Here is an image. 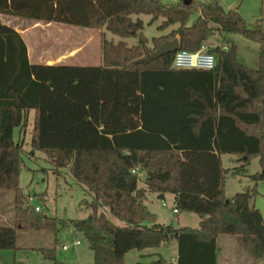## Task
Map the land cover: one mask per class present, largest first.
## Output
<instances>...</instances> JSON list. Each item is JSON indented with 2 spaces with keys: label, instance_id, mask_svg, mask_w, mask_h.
<instances>
[{
  "label": "trees",
  "instance_id": "obj_1",
  "mask_svg": "<svg viewBox=\"0 0 264 264\" xmlns=\"http://www.w3.org/2000/svg\"><path fill=\"white\" fill-rule=\"evenodd\" d=\"M1 14L105 29L119 39L102 37L100 67L31 64L21 34L0 19V189L14 191L16 210L15 225H0V250L17 248L18 230L56 236L68 226L87 239L94 264H125L130 251L172 242L178 246L175 264H217L222 236L235 237L255 261L264 260V216L253 204L264 180L261 26L248 27L238 9L217 0H0ZM142 14L163 18L159 30L178 26L150 40ZM235 34L260 45L258 69L239 61L228 38ZM213 36L220 43L208 50L217 59L212 70L176 69L175 53L138 62L175 38L179 50L195 52ZM130 38L138 43L128 45ZM31 110L32 148L46 154L57 172L69 169L92 195L82 201L90 219L65 222L25 204L24 141L14 132L28 128ZM225 153L236 155L240 165L225 169ZM253 157L261 164L250 176L254 185L227 197L226 177L246 173ZM150 193L162 200L174 195L173 206L198 214L199 227L158 222ZM107 210L125 225L113 223ZM58 244L55 237L52 248L41 249L55 264ZM153 264L172 263L159 255Z\"/></svg>",
  "mask_w": 264,
  "mask_h": 264
},
{
  "label": "rangeland",
  "instance_id": "obj_2",
  "mask_svg": "<svg viewBox=\"0 0 264 264\" xmlns=\"http://www.w3.org/2000/svg\"><path fill=\"white\" fill-rule=\"evenodd\" d=\"M183 0H161L165 5L175 4ZM197 2H210L214 0H195ZM225 9H238L246 20L248 27L256 28L261 26L264 30V0H217ZM199 16V13H194L189 21V25L193 24ZM145 23L144 34L152 40L154 37L161 36L170 32L174 27L162 31L159 30V25L163 22V18L153 19L152 16L142 14L138 16ZM136 18V17H135ZM8 22L7 18H4ZM13 25H18L16 22H11ZM76 45L77 58L85 59L87 50L90 44L85 34L84 28H77ZM101 37L106 36L108 39L119 38L114 37L105 29H93ZM63 35V34H62ZM71 36V34H69ZM228 38L237 45L238 59L244 65L251 69H258L260 66V45L257 42L251 41L242 35H228ZM63 47H65V36H62ZM138 43L137 38L128 39V45ZM209 47H215L220 43L218 36H213L207 41ZM72 45V44H71ZM98 45V42L97 44ZM102 45V43H101ZM150 45L152 46L151 42ZM34 111L32 110L29 116V126L26 130L20 128L15 130V138L21 137L24 141V156L22 162V170L20 176V186L27 195L25 204L33 205L40 208V213L46 216L57 217L65 222L75 220L88 219L91 215V209L82 204L83 200L90 201L92 195L86 189L78 184L71 174L69 169H61L57 172L46 154L41 151H36L31 146L32 130H33ZM222 165L225 169H232L240 165L239 158L232 154H222ZM261 171L259 157L250 159L247 171L244 174L234 175L229 174L225 181V194L227 197H233L235 194L244 191L248 186H253L254 182L251 175ZM141 182L139 183V185ZM259 195L254 200L253 204L260 209L264 216V180L258 183ZM9 197L0 205V225H15V194L13 191H7ZM167 206H163V200L156 197L153 201L154 206L151 207L158 214L159 222L172 224L175 227L189 226L197 228L200 225V216L196 213L182 211L179 212L177 218H170V210L173 207L171 197L165 199ZM108 218L116 225L124 226L125 222L115 218L109 210L106 211ZM17 248L0 250V264H55L50 259H46L41 252L42 248H52L55 237L59 244L56 249V258L59 264H93L94 253L90 249L87 239L81 232H78L73 227L65 226L55 236L49 232H31L17 231ZM80 241L79 245L75 242ZM66 244L68 248L63 249L62 245ZM223 246L222 254L218 257V264H223V257L228 256V262L234 264L238 260V264H264L263 261H255L237 242L235 237L224 236L220 242ZM159 250L167 254L169 248L147 249ZM130 253V252H129ZM133 253L131 251L127 255L125 264H133ZM172 253L173 258H176L175 251ZM225 262V261H224Z\"/></svg>",
  "mask_w": 264,
  "mask_h": 264
},
{
  "label": "crops",
  "instance_id": "obj_3",
  "mask_svg": "<svg viewBox=\"0 0 264 264\" xmlns=\"http://www.w3.org/2000/svg\"><path fill=\"white\" fill-rule=\"evenodd\" d=\"M4 18H7L8 22H5ZM0 19L5 24L12 26L16 31H18L21 34L24 41L26 42L28 48V58L31 64L92 66V67H100L103 64L102 46H101L102 39L98 35V33L93 29H85L84 32L88 36L87 38L89 40L88 44L90 45L86 47L87 57L85 59H78L77 45H76L77 44L76 29L78 27L70 26L66 24L54 23V22L46 23L44 21L23 19V18L3 15V14L0 15ZM11 22H16L18 25H13ZM69 34H71V36H69ZM62 36H65V41H64L65 47H63ZM97 42L98 45H96ZM31 111L29 112V116ZM33 111H34V119H33V127H34L35 110ZM14 136H15V132H14ZM21 139L22 138L19 137L16 140H21ZM143 174L144 173H142V175ZM140 187H146V184L142 181ZM7 191H12V190L0 189V205L3 204V201H5L6 197L7 198L9 197ZM156 197H158L156 194L150 193L149 195L150 208L154 206L153 201ZM167 197H171L174 202V195L168 194L166 195L165 199ZM153 212L155 211L153 210ZM155 213L157 214V212ZM0 216H2L1 212H0ZM163 224H167V223H163ZM1 225L9 226V224L7 225L1 224ZM183 227H189V226H183ZM223 238L224 236L218 239L217 264H218V257L223 252L222 250L223 246H221L220 244ZM177 247L178 246L176 242H172L168 246L160 247V248H169V251L172 249L170 252L175 251L176 253L175 259L173 258L172 253L170 252L164 254L162 251L159 250L137 251V253H133L134 254L133 264H153L158 259L159 255L162 256L169 263L175 264L178 258ZM130 253L126 254L125 260L127 255ZM227 260H228V256L226 258L223 257V264H232L231 262L229 263ZM234 264H238L237 259L235 260Z\"/></svg>",
  "mask_w": 264,
  "mask_h": 264
},
{
  "label": "built area",
  "instance_id": "obj_4",
  "mask_svg": "<svg viewBox=\"0 0 264 264\" xmlns=\"http://www.w3.org/2000/svg\"><path fill=\"white\" fill-rule=\"evenodd\" d=\"M209 45L204 42L200 49L195 52H190L186 50H178L175 52V57L173 61V67L176 69H202V70H212L217 65L216 56L209 51ZM134 172H136L134 170ZM163 206H167V202L163 200ZM37 211H40L39 207H36ZM179 209L173 206L170 210V218L173 220H178L177 215L179 214ZM76 245L80 242L76 241ZM63 249L66 250L68 246L66 244L62 245Z\"/></svg>",
  "mask_w": 264,
  "mask_h": 264
},
{
  "label": "water",
  "instance_id": "obj_5",
  "mask_svg": "<svg viewBox=\"0 0 264 264\" xmlns=\"http://www.w3.org/2000/svg\"><path fill=\"white\" fill-rule=\"evenodd\" d=\"M185 5H189L192 0H183ZM180 49V41L178 38L173 39L163 43L155 52L149 54L147 57L140 59L138 62L150 63L161 56H164L169 53H175ZM90 219V217L88 218Z\"/></svg>",
  "mask_w": 264,
  "mask_h": 264
}]
</instances>
